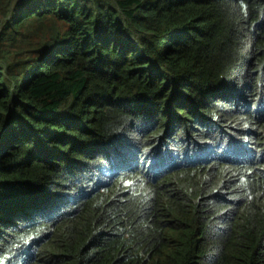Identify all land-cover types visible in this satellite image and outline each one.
<instances>
[{
  "label": "trees",
  "instance_id": "1",
  "mask_svg": "<svg viewBox=\"0 0 264 264\" xmlns=\"http://www.w3.org/2000/svg\"><path fill=\"white\" fill-rule=\"evenodd\" d=\"M0 264H264V0H0Z\"/></svg>",
  "mask_w": 264,
  "mask_h": 264
}]
</instances>
